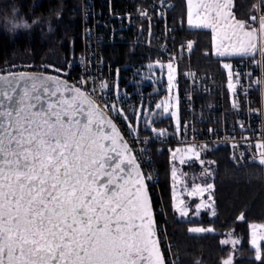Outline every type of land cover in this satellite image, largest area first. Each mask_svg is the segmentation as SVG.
<instances>
[{"label":"snow or ice","instance_id":"obj_1","mask_svg":"<svg viewBox=\"0 0 264 264\" xmlns=\"http://www.w3.org/2000/svg\"><path fill=\"white\" fill-rule=\"evenodd\" d=\"M164 4L161 0V7ZM140 15L147 16V12L140 11ZM187 24L190 29L210 31L211 55L221 60L254 59L257 50L264 56V14L257 28L255 15L248 20L236 17L234 0H187ZM29 27L24 22L17 25ZM193 47L188 41L189 54ZM176 60L173 56L167 65L156 62L167 68L169 93L175 86ZM148 67L151 70L153 65ZM221 67L227 71L229 94L237 93L246 74L232 63H222ZM247 76L251 83V74ZM256 83L264 87V79ZM108 87L106 82L101 83V95ZM171 99L169 96L155 108L169 114ZM100 103L86 89L70 88L56 76L26 72L0 75V264H167L148 192L147 181L152 177L142 171L111 118L113 114L122 118L137 137L143 121L145 129L159 139L166 134L154 126L159 113L150 118L152 110L142 106L130 117L117 102ZM232 106L239 112V101L234 99ZM170 115L179 128L177 111ZM245 143L252 148L249 138ZM199 147L201 151H196L195 145L186 150L177 148L169 158L172 208L180 217H187L189 209L183 199H177L175 165L193 159L203 165L201 154L208 146ZM231 147L237 164L264 166V139L254 145L251 161L245 160L244 153L235 154L236 143ZM205 174L211 176L212 172L205 169ZM205 193L211 203L196 204V214L211 209L215 216L213 183L197 184L187 195L203 197ZM237 219L244 220V215ZM249 228L255 259L264 264L259 243L264 241V225ZM187 231L210 234L214 228L196 226ZM229 242L233 246L239 243L236 239L220 241L221 245ZM221 264H233V256L230 254Z\"/></svg>","mask_w":264,"mask_h":264},{"label":"trees","instance_id":"obj_2","mask_svg":"<svg viewBox=\"0 0 264 264\" xmlns=\"http://www.w3.org/2000/svg\"><path fill=\"white\" fill-rule=\"evenodd\" d=\"M107 0L102 1L106 4ZM126 6L136 0H120ZM172 9L169 24L174 25L176 41L182 44L192 41L191 54L185 56L177 66L189 68L204 74H223V60L211 55V36L206 30H192L185 26V0H170ZM115 4V1H114ZM256 6V8H254ZM15 19L30 25L18 28L14 34L5 30L3 17L12 15ZM234 13L238 19L248 20L252 15L264 14L262 0H234ZM251 23V21H248ZM258 22V19H257ZM257 27V24H256ZM82 13L79 2L68 0H0V69L16 65H41L51 69L65 68L69 59L79 55L81 49ZM104 68L111 67L118 74L119 89L125 87L128 78H134L133 71L146 64L157 61L154 54L138 45L115 44L101 49ZM208 55H205V53ZM150 85L142 90L152 91ZM141 90V89H140ZM134 89L128 86L125 92ZM152 110V109H151ZM154 126L173 130L168 118L156 119ZM165 135H168L166 132ZM139 136H152L145 129L143 121L139 125ZM175 146H160L151 149L152 162L158 171L159 200L164 206L167 227L174 244L173 250L178 264H221L222 260L233 256V264H261L255 259V250L249 247V225H262L264 222V172L259 165L237 166L232 164L226 149L210 147L201 158L210 159L212 175L206 182L214 184L216 215L212 218L183 220L178 218L172 208L169 153ZM198 170L191 164L185 170ZM243 214L244 220L237 218ZM212 227L213 233L190 234L189 227ZM239 239L233 246L231 242L221 245V240ZM264 258V242L261 244Z\"/></svg>","mask_w":264,"mask_h":264},{"label":"built area","instance_id":"obj_3","mask_svg":"<svg viewBox=\"0 0 264 264\" xmlns=\"http://www.w3.org/2000/svg\"><path fill=\"white\" fill-rule=\"evenodd\" d=\"M76 1V0H68ZM82 13L81 49L77 57L69 59L61 71L33 64L16 65L0 69V75L26 72L31 74H47L69 82L92 94L97 102L106 100L109 105L118 103V107L131 117L136 109H154L159 96L149 91H137L117 97L114 71L111 67L104 68L101 49L108 45L131 44L149 50L156 59L169 62L175 56L174 65L178 66L189 54L186 49L188 41L179 44L174 35V25L169 24L172 3L165 0H136L135 4L126 6L120 0H77ZM115 1V4H114ZM146 11L147 16H141ZM234 68L246 75L237 87V93L230 95L227 83V71L224 74H204L189 68H180L177 72V84L181 109L179 131H168V135L159 139L153 136L131 134L128 124L112 115L121 135L124 136L132 150V155L140 163L142 171L152 177L147 181L153 215L157 228L160 248L167 264H178L174 252V244L170 238L164 206L159 200L158 171L152 162L150 151L160 146H196L206 144L208 148L221 147L226 149L232 164L237 166L258 165L243 162L237 164L233 159V143L238 145L235 154H245V160L251 161L255 152L254 145L264 139V87L256 81L264 79V59L260 52L255 58L237 59ZM251 74V83L247 74ZM192 74V75H188ZM86 80L87 83H82ZM93 80L95 83H93ZM108 84V89L101 95L100 85ZM93 89H96L93 92ZM239 101L240 110L233 109V100ZM103 108L104 104L100 103ZM243 124V129L241 128ZM186 126V127H185ZM209 129H212L210 132ZM148 137L147 143L145 138ZM251 140L252 148L246 146L245 138ZM204 151H202L203 153ZM258 158V157H257ZM260 166V165H259ZM264 170V166H260Z\"/></svg>","mask_w":264,"mask_h":264},{"label":"rangeland","instance_id":"obj_4","mask_svg":"<svg viewBox=\"0 0 264 264\" xmlns=\"http://www.w3.org/2000/svg\"><path fill=\"white\" fill-rule=\"evenodd\" d=\"M259 27V25H258ZM261 53V52H260ZM157 61L151 62L149 64L153 65V68L150 70L149 69V64H146L143 68H139V69H135L133 72V76L134 78H128L126 80V83L124 84L125 87L122 89V92L124 93L125 89L128 86L133 87L134 91H138L140 89H142L144 86H148L150 85L153 89L152 92L154 93H158L157 95H159L160 99L159 102L166 100L167 98H169V96H171V103H172V107L169 110V114L165 115L163 114V109L157 110L156 108L152 109V111L148 114L149 117L151 118L153 116V113H159L158 117L156 119H162V118H168L171 120V125H172V129L175 130L176 132L179 131L178 129H180V102H179V92L177 89V73H176V80L174 82L175 86L173 87L171 93H169L168 91V77H167V68H161L159 66H157ZM160 63L167 65L168 62L165 61H159ZM226 63V62H224ZM223 69V68H222ZM225 70V69H224ZM116 78L118 79V74L116 76ZM172 111H177L178 113V118H179V128L177 126V123L174 122L171 119V115L170 113ZM157 129H164V128H157ZM165 130V129H164ZM171 130V132H175ZM167 131H165L166 133ZM189 146L187 145H181L179 146H175L172 151H175L177 148H181L186 150ZM171 152L169 153V155H171ZM203 160V165H201L200 161H197L195 159L187 161L184 165H180L178 162L176 163L175 167L177 169V179H178V183H176V195H177V199L178 201L180 199H183L189 209V215L187 217H180L179 214L176 212L175 214L178 216V218L183 219V220H196V219H200V218H212L213 216L211 215V209H202V211L199 214H196L195 211V206L198 203L203 202H208L211 203L210 201H207V193H205V195L203 197L200 196H189L187 195L188 192H190L195 185L200 184H206V183H212L210 182H206V180L210 179V176L205 174V169H210L212 172V167L213 165H211L212 163H209L211 160L210 159H206V158H201ZM191 164V166L193 167H198V170H195L193 168H191V170H185L184 167L185 165ZM170 183H171V190L173 193V180L171 178V168L172 165L170 164ZM214 195V193H213ZM260 226V225H257ZM251 229H250V237H249V247L251 249H253L251 247L250 244V239H251ZM232 239H236L239 241V239L237 238H232ZM264 241H260V245L263 243ZM254 250V249H253Z\"/></svg>","mask_w":264,"mask_h":264},{"label":"clouds","instance_id":"obj_5","mask_svg":"<svg viewBox=\"0 0 264 264\" xmlns=\"http://www.w3.org/2000/svg\"><path fill=\"white\" fill-rule=\"evenodd\" d=\"M15 10H13L12 15H5L2 19L4 22L5 30L11 35L14 34L15 30L18 29L17 25H19L21 22H18L15 19Z\"/></svg>","mask_w":264,"mask_h":264},{"label":"crops","instance_id":"obj_6","mask_svg":"<svg viewBox=\"0 0 264 264\" xmlns=\"http://www.w3.org/2000/svg\"><path fill=\"white\" fill-rule=\"evenodd\" d=\"M185 7H186V9H185V10H186V15H185V26H186L188 29H190V28L188 27V24H187V0H185ZM257 16H258L257 18H258V21H259V17H260V15L258 14ZM258 25H259V24H257V28H258ZM192 30H197V31H198V30H204V29H192ZM206 31H208V30H206ZM209 33H210V31H209ZM210 36H211V33H210ZM210 45H211V44H210ZM258 51H259V50H257L256 53H257ZM256 53H255V54H256ZM212 57L221 60L220 58L215 57V56H213V55H212ZM237 58H238V57H237ZM237 58H232V59H230V60L225 59V60H223V61H224V62H227V63H230L231 61H233V60H235V59H237ZM262 225H263V224H262Z\"/></svg>","mask_w":264,"mask_h":264},{"label":"water","instance_id":"obj_7","mask_svg":"<svg viewBox=\"0 0 264 264\" xmlns=\"http://www.w3.org/2000/svg\"><path fill=\"white\" fill-rule=\"evenodd\" d=\"M2 75H5V76H7L8 74H2ZM37 75H39V74H37ZM43 75H45V74H43ZM45 76H50V75H45ZM61 80V79H60ZM67 85L71 88V87H75L74 85H72V84H70L69 82H67ZM132 154V153H131ZM154 220H155V218H154ZM162 252V251H161ZM226 260V259H225Z\"/></svg>","mask_w":264,"mask_h":264},{"label":"bare ground","instance_id":"obj_8","mask_svg":"<svg viewBox=\"0 0 264 264\" xmlns=\"http://www.w3.org/2000/svg\"><path fill=\"white\" fill-rule=\"evenodd\" d=\"M179 146H181V145H179Z\"/></svg>","mask_w":264,"mask_h":264}]
</instances>
